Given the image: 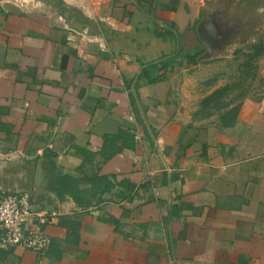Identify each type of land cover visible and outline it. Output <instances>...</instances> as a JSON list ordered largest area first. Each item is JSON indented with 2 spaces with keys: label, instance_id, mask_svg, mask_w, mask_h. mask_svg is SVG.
<instances>
[{
  "label": "crops",
  "instance_id": "0c3cea01",
  "mask_svg": "<svg viewBox=\"0 0 264 264\" xmlns=\"http://www.w3.org/2000/svg\"><path fill=\"white\" fill-rule=\"evenodd\" d=\"M207 1L0 0V195L34 200L43 166L39 211L58 214L47 253L0 264H264V66L229 96L231 127L201 108L224 85L203 95L177 64L139 80L193 41ZM63 176L112 189L80 206L57 194Z\"/></svg>",
  "mask_w": 264,
  "mask_h": 264
},
{
  "label": "rangeland",
  "instance_id": "374dc122",
  "mask_svg": "<svg viewBox=\"0 0 264 264\" xmlns=\"http://www.w3.org/2000/svg\"><path fill=\"white\" fill-rule=\"evenodd\" d=\"M10 2H20L23 0H7ZM237 3V0H210L205 2V9L211 6L222 3ZM243 5L242 18L248 22L246 31L240 29L237 38L230 43L225 51L216 52L215 58L207 62H197L191 64L187 55H194L200 53L201 56L205 53V48L199 40L197 33L192 40H185L181 43V60H183L181 67L178 68V78H183V81L192 80L196 86H201L203 95L209 92L213 87L231 86L234 95L240 94L248 86L255 83L257 70L264 66V59L260 63V59L252 62L251 67L246 68L249 60V55L254 54V48L262 46L264 48V0H245ZM204 10H200L196 25L201 21ZM196 26V30H197ZM179 53V45H177ZM259 62V63H258ZM186 77V78H185ZM240 98V97H239Z\"/></svg>",
  "mask_w": 264,
  "mask_h": 264
},
{
  "label": "trees",
  "instance_id": "16d2710c",
  "mask_svg": "<svg viewBox=\"0 0 264 264\" xmlns=\"http://www.w3.org/2000/svg\"><path fill=\"white\" fill-rule=\"evenodd\" d=\"M197 26V25H196ZM174 28V24L172 25ZM168 35V36H174L170 30H166L162 34ZM255 53L249 55L248 63L245 64L246 68L251 67V64L253 61L259 59L264 55V48L262 46H257L254 48ZM181 57V49L179 54L174 58H169L166 61L160 63V64H153L148 67H146L141 75L139 76V80H147L149 83L154 84L157 82H160L164 79L165 73L171 69L174 68V66L177 64L179 66L182 65V62H177V57ZM201 56L200 53L194 54V55H187V58L191 62V64H196L197 59ZM251 86H248L244 91L240 92L238 95H234L233 99H239V97H243L246 93V91L249 90ZM234 94L233 89L231 86H224L220 89H217L214 91L210 96L206 97L201 104L202 112H207L208 114H215V113H222L221 116V122L223 126L231 127L235 122L236 118L238 116V113L240 111V104L234 106L231 108V110L226 111V109L230 108L233 104L232 101H229L228 98L231 94ZM87 155L90 157H95V155L90 154L87 152ZM91 182V189L90 190H80L79 185L81 183V180H78L71 176H63L60 179V185L58 187L57 194L59 196L69 194L74 198V200L78 203L80 206H90L93 204L92 202H89L87 198L90 195L91 198L94 197L92 193L96 194L100 193L101 195H104L111 191L112 185L108 183L106 178H99L98 176H92L88 178Z\"/></svg>",
  "mask_w": 264,
  "mask_h": 264
},
{
  "label": "built area",
  "instance_id": "2783aa9c",
  "mask_svg": "<svg viewBox=\"0 0 264 264\" xmlns=\"http://www.w3.org/2000/svg\"><path fill=\"white\" fill-rule=\"evenodd\" d=\"M56 212L35 211L29 193L0 195V250L21 247L39 254L49 250L52 239L46 231Z\"/></svg>",
  "mask_w": 264,
  "mask_h": 264
},
{
  "label": "water",
  "instance_id": "95a60500",
  "mask_svg": "<svg viewBox=\"0 0 264 264\" xmlns=\"http://www.w3.org/2000/svg\"><path fill=\"white\" fill-rule=\"evenodd\" d=\"M228 3L215 4L205 9L203 17L197 26V35L205 48V53L198 58L199 62H207L215 58L216 52H223L240 33L239 24L232 23L230 28L222 27L218 21V15L226 12ZM49 180L46 179V169L40 166L38 169L35 196L33 200L34 210L39 211L52 203L53 192L48 188ZM44 198L45 201H42Z\"/></svg>",
  "mask_w": 264,
  "mask_h": 264
},
{
  "label": "flooded vegetation",
  "instance_id": "af4514ba",
  "mask_svg": "<svg viewBox=\"0 0 264 264\" xmlns=\"http://www.w3.org/2000/svg\"><path fill=\"white\" fill-rule=\"evenodd\" d=\"M244 2L245 0H237V3H229L227 7L228 10L224 13H219L218 21L222 27L227 29L232 26V23H236L239 24L237 26L239 30L246 31L248 22L242 18L243 5H241V3Z\"/></svg>",
  "mask_w": 264,
  "mask_h": 264
}]
</instances>
